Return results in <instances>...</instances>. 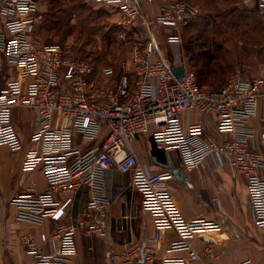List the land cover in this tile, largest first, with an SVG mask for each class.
Masks as SVG:
<instances>
[{"label":"built area","instance_id":"1","mask_svg":"<svg viewBox=\"0 0 264 264\" xmlns=\"http://www.w3.org/2000/svg\"><path fill=\"white\" fill-rule=\"evenodd\" d=\"M41 1L0 0V59L18 73L16 78L6 79L0 90V146H7L12 152L22 149V137L11 115L15 108H30L39 119L31 139L40 148L29 151L23 169L41 167L48 183L45 193L29 191L12 202L18 208L20 222L40 225L48 218L57 222L52 235L40 236L43 244L58 241L54 252L43 253L31 235L22 238L33 258L30 264H68L77 253L75 235L79 229L103 234L101 222L110 201L103 197L102 189L110 169L134 174L135 185L145 195L144 207L155 217L157 227L175 229L180 239L173 248L189 250L186 260L168 258L164 264H188L201 259L187 241L219 230L220 226L183 218L164 184L175 178L173 172H153L140 164L134 142L152 127L156 129L157 148L180 151L188 170L205 164L215 169L229 165L236 176L244 177L256 225L264 228V176L260 174L264 159L252 148V131L248 127L259 101L264 99V78L246 80L236 72L224 86L207 90L194 73L185 70V79L179 81L173 73L177 65L165 57L159 41L160 30L179 31L189 25L199 12L197 7L186 0L160 7H156L157 0H89L112 5L128 24H140L148 30V40L130 57L134 84L124 78L117 88H100L95 85L96 68L90 60L75 58L70 46L36 42L33 31ZM246 2L264 13V0ZM149 8L156 10L153 19ZM167 40L177 44L181 36L169 32ZM104 73L112 75L113 70L108 68ZM189 112L200 116L214 113L217 130L233 137L217 140L204 124L184 123L183 115ZM101 132V145L86 150L72 147L75 133L94 141ZM83 186L91 188L93 198L82 220L72 222L66 207L72 202L64 205L56 200V195L72 196ZM147 260L140 245L124 253L118 264H153Z\"/></svg>","mask_w":264,"mask_h":264},{"label":"crops","instance_id":"2","mask_svg":"<svg viewBox=\"0 0 264 264\" xmlns=\"http://www.w3.org/2000/svg\"><path fill=\"white\" fill-rule=\"evenodd\" d=\"M170 1L157 0V7ZM260 15L264 16L261 12ZM258 48V52L255 51L239 65L241 70L237 72L246 80L264 78V45ZM123 62H127L126 67ZM181 63L174 65H184L188 71V66ZM130 67L128 58L120 63L118 70L108 66L102 68L100 73L96 71L95 85L117 88L124 78H128L133 85L135 76ZM108 68L113 70L112 75L104 73ZM17 75L15 69H9L0 59V90L5 86L6 79L16 78ZM11 119L21 134L23 147L20 151L12 152L9 147L0 146V264H30L33 258L22 238L31 235L43 253L54 252L58 248V241L43 244L40 236L44 233L52 235L57 222L48 218L40 225H32L17 219L18 208L12 201L29 191L37 195L45 193L48 183L41 167L32 171L23 169L29 151L40 148L31 139L39 127L38 117L30 108H15ZM183 121L186 124H204L207 132L217 140L233 137L217 130L214 113L200 116L189 112L183 115ZM56 125H59V121ZM248 127L252 131L250 144L264 159V99L259 101ZM155 132L156 129L152 127L134 142L140 164L153 172L164 169L173 172L171 166L182 169L186 175L185 185L176 178L164 183L181 216L186 220L201 219L220 226L219 230L197 235L187 241L189 248L201 255V259L188 264H240L243 261L264 264V228L256 225L246 179L236 176L229 165H220L215 169L205 164L188 170L180 151H161L157 148ZM102 140V132L94 141L85 140L75 133L71 143L73 148L86 150L101 145ZM260 174L264 176V169L260 170ZM102 190L103 197L110 201L107 215L101 222L103 234H90L79 229L75 235L77 253L68 264H118L124 253L140 245L148 256L147 262L153 264H164L168 258H188L189 250L173 248V244L180 239L179 233L173 228L159 229L155 217L145 209V195L135 185L133 173L124 174L110 169ZM92 198L93 192L88 186H83L72 196L56 195V200L64 205L72 202L71 206H66L72 222L82 220Z\"/></svg>","mask_w":264,"mask_h":264},{"label":"rangeland","instance_id":"3","mask_svg":"<svg viewBox=\"0 0 264 264\" xmlns=\"http://www.w3.org/2000/svg\"><path fill=\"white\" fill-rule=\"evenodd\" d=\"M186 1L199 12L183 30H160L164 55L173 64L185 63L204 89L222 87L264 45V16L246 0ZM148 12L153 19L156 10ZM169 32H178L181 42L169 43ZM33 34L41 45L70 46L75 58L90 60L98 73L108 66L118 70L148 40V30L128 24L117 8L89 0H42Z\"/></svg>","mask_w":264,"mask_h":264},{"label":"water","instance_id":"4","mask_svg":"<svg viewBox=\"0 0 264 264\" xmlns=\"http://www.w3.org/2000/svg\"><path fill=\"white\" fill-rule=\"evenodd\" d=\"M264 15V13H262ZM173 73L176 76L177 80L182 81L185 79V67L184 65H177L173 68ZM173 169V174L175 178L182 183V185L186 184V175L182 169H174V166H171ZM141 264V263H138Z\"/></svg>","mask_w":264,"mask_h":264},{"label":"trees","instance_id":"5","mask_svg":"<svg viewBox=\"0 0 264 264\" xmlns=\"http://www.w3.org/2000/svg\"><path fill=\"white\" fill-rule=\"evenodd\" d=\"M202 86V85H201Z\"/></svg>","mask_w":264,"mask_h":264}]
</instances>
